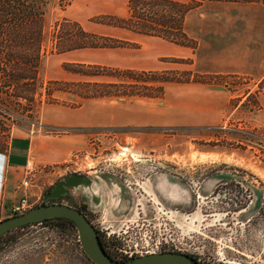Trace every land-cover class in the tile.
<instances>
[{"label":"rangeland","instance_id":"374dc122","mask_svg":"<svg viewBox=\"0 0 264 264\" xmlns=\"http://www.w3.org/2000/svg\"><path fill=\"white\" fill-rule=\"evenodd\" d=\"M128 1L49 3L33 122L0 130L1 151L23 147L35 167L16 171L17 187L29 179L26 210L81 173L97 201L78 188L59 203H85L116 258L175 250L203 264H264V55L259 76L206 69L219 59L209 50L227 45L220 57L240 59L264 32V8L176 0L192 8L187 37L169 31L172 42L108 24L128 15ZM64 19L109 46L58 52ZM76 241L53 223L17 229L0 239V264H89Z\"/></svg>","mask_w":264,"mask_h":264},{"label":"trees","instance_id":"16d2710c","mask_svg":"<svg viewBox=\"0 0 264 264\" xmlns=\"http://www.w3.org/2000/svg\"><path fill=\"white\" fill-rule=\"evenodd\" d=\"M50 1L0 0V118L9 122L7 127L4 124L3 127L0 126V130L7 128L4 131L6 135L17 123L31 124L38 108L36 95L39 94L38 83L44 56L41 50L46 39L45 15ZM245 2L264 6V0H245ZM156 7H162L168 13L166 10L160 12L156 10ZM191 8L190 3L176 0H129L128 15L118 17L119 19L113 18L114 23L108 24L176 42L175 37L173 38L167 33L176 30L177 34L180 33L187 37L184 23ZM150 9L153 10V14L147 12ZM54 37L58 52L77 48L109 46L105 41L107 37L87 32L78 23L67 19L62 21L61 28L58 29ZM23 101L27 103H23ZM0 121L2 120L0 119ZM52 223L61 226L66 232H72L74 239L77 240V245H80L77 230L70 221L59 218L41 224L50 225ZM28 226L31 225L17 229ZM17 229L5 234H11ZM100 240L103 248L112 258L127 259V257L116 258L113 256L109 253L101 236ZM80 253L89 264H94L82 248H80ZM188 255L198 260L192 254ZM199 263L203 264L200 261Z\"/></svg>","mask_w":264,"mask_h":264},{"label":"water","instance_id":"95a60500","mask_svg":"<svg viewBox=\"0 0 264 264\" xmlns=\"http://www.w3.org/2000/svg\"><path fill=\"white\" fill-rule=\"evenodd\" d=\"M89 177L73 173L56 182L44 194V200L58 198L66 193V189H90L92 199L96 200L98 191L91 188ZM70 221L77 230L78 240L86 256L94 264H200L197 259L187 253L167 250L135 255L126 260L112 258L103 248L98 230L86 215L72 205L65 203H41L29 208L25 212L12 215L0 220V237L5 233L27 225L41 224L56 219Z\"/></svg>","mask_w":264,"mask_h":264},{"label":"crops","instance_id":"0c3cea01","mask_svg":"<svg viewBox=\"0 0 264 264\" xmlns=\"http://www.w3.org/2000/svg\"><path fill=\"white\" fill-rule=\"evenodd\" d=\"M102 0H92L94 5L97 7L100 6ZM114 3L119 0H112ZM249 3V2H246ZM260 5L258 3H250ZM264 8V6L260 5ZM186 21V19H185ZM185 27V23H184ZM186 30V28H185ZM186 32V31H185ZM187 34V33H186ZM264 32H255L251 35V46H247L245 43L240 48V59L234 61L233 58H230L228 55H225L224 58L220 57L221 50L224 48V54L229 53V46H224L221 50L213 51L209 50V54H215L219 59L218 62L213 60H209L210 64L206 67L208 70L216 71V72H245L253 75H261L263 63L260 62V58L257 56L264 55ZM248 56L252 58L249 59ZM256 57V58H255ZM212 62V63H211ZM213 62L216 63L215 66ZM19 144V143H18ZM17 144V145H18ZM23 147L18 148L14 143H9L8 147L5 150H0V219L1 215L3 217H9L12 215V207L19 202L20 198L27 194L26 188L17 187L16 171H21V169L25 168V163L28 160L26 159L25 152H22Z\"/></svg>","mask_w":264,"mask_h":264},{"label":"built area","instance_id":"2783aa9c","mask_svg":"<svg viewBox=\"0 0 264 264\" xmlns=\"http://www.w3.org/2000/svg\"><path fill=\"white\" fill-rule=\"evenodd\" d=\"M34 171H35V167L33 166L32 162L27 160L24 168L25 175L29 177L31 173ZM28 186H29V179L24 177V179L21 181V187L26 188ZM28 207H29L28 196L26 193H24V195L20 198L19 202L12 207V212L14 214H20L24 212ZM129 257H131V255H129Z\"/></svg>","mask_w":264,"mask_h":264},{"label":"flooded vegetation","instance_id":"af4514ba","mask_svg":"<svg viewBox=\"0 0 264 264\" xmlns=\"http://www.w3.org/2000/svg\"><path fill=\"white\" fill-rule=\"evenodd\" d=\"M77 174H81V173H77ZM83 177H88L87 175H85V174H81ZM62 179H60L59 181H61ZM58 182V181H57ZM55 184V183H54ZM53 184V185H54ZM50 189H51V187H50ZM49 189V190H50ZM48 190V191H49ZM69 195H71V193H70V189H66V193L64 194V195H61V196H59L58 198H54V199H47V200H43L42 201V203H52V202H61V198H63V197H67V196H69ZM44 199V198H43ZM74 207L75 208H79L78 210H82L81 212H83L85 215H86V217L88 218V209H87V205L85 204V203H82V204H79V205H77V204H75L74 205ZM89 219V218H88ZM90 220V219H89ZM97 229V228H96ZM98 230V229H97ZM98 234H99V237L101 236V233H99V230H98ZM102 238H103V236H101ZM104 240V239H103ZM175 251V250H174ZM109 253H111L110 251H109ZM185 253V252H184ZM188 254V253H187ZM132 257V256H131ZM127 258H129V257H127ZM200 261V260H199ZM201 262V261H200Z\"/></svg>","mask_w":264,"mask_h":264}]
</instances>
